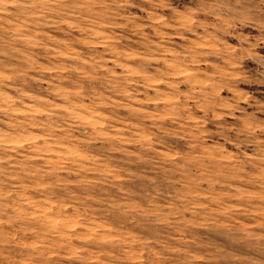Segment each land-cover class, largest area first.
<instances>
[{"label": "rangeland", "instance_id": "obj_1", "mask_svg": "<svg viewBox=\"0 0 264 264\" xmlns=\"http://www.w3.org/2000/svg\"><path fill=\"white\" fill-rule=\"evenodd\" d=\"M0 264H264V0H0Z\"/></svg>", "mask_w": 264, "mask_h": 264}]
</instances>
